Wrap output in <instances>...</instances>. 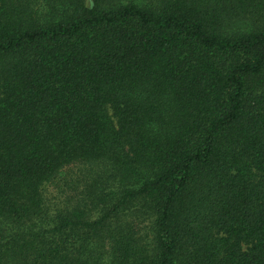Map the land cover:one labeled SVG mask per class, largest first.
Wrapping results in <instances>:
<instances>
[{
	"label": "trees",
	"instance_id": "trees-1",
	"mask_svg": "<svg viewBox=\"0 0 264 264\" xmlns=\"http://www.w3.org/2000/svg\"><path fill=\"white\" fill-rule=\"evenodd\" d=\"M0 264H264V0H0Z\"/></svg>",
	"mask_w": 264,
	"mask_h": 264
}]
</instances>
